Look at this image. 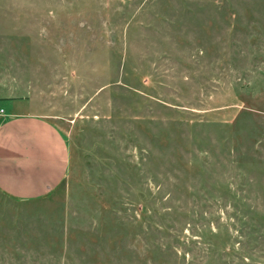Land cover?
Segmentation results:
<instances>
[{
  "label": "rangeland",
  "instance_id": "1",
  "mask_svg": "<svg viewBox=\"0 0 264 264\" xmlns=\"http://www.w3.org/2000/svg\"><path fill=\"white\" fill-rule=\"evenodd\" d=\"M0 106L72 154L0 264H264V0H0Z\"/></svg>",
  "mask_w": 264,
  "mask_h": 264
},
{
  "label": "crops",
  "instance_id": "2",
  "mask_svg": "<svg viewBox=\"0 0 264 264\" xmlns=\"http://www.w3.org/2000/svg\"><path fill=\"white\" fill-rule=\"evenodd\" d=\"M16 107L0 121V191L17 200H37L67 178L70 142L49 118Z\"/></svg>",
  "mask_w": 264,
  "mask_h": 264
},
{
  "label": "built area",
  "instance_id": "3",
  "mask_svg": "<svg viewBox=\"0 0 264 264\" xmlns=\"http://www.w3.org/2000/svg\"><path fill=\"white\" fill-rule=\"evenodd\" d=\"M9 117L7 109L3 106H0V121L5 120Z\"/></svg>",
  "mask_w": 264,
  "mask_h": 264
}]
</instances>
